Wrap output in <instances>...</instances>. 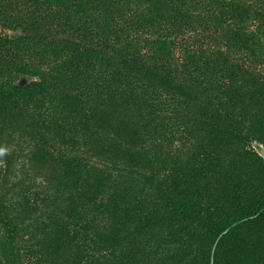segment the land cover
<instances>
[{"label": "trees", "instance_id": "1", "mask_svg": "<svg viewBox=\"0 0 264 264\" xmlns=\"http://www.w3.org/2000/svg\"><path fill=\"white\" fill-rule=\"evenodd\" d=\"M252 142L264 0H0V264H259Z\"/></svg>", "mask_w": 264, "mask_h": 264}, {"label": "rangeland", "instance_id": "2", "mask_svg": "<svg viewBox=\"0 0 264 264\" xmlns=\"http://www.w3.org/2000/svg\"><path fill=\"white\" fill-rule=\"evenodd\" d=\"M9 35L13 36V35H16L18 32L16 31H11V30H5ZM28 77H21V78H16L14 81L16 83H25L26 81H28ZM253 146V148L255 150H257V148L259 146L263 147L264 148V145L263 144H259L257 142H252L251 144ZM259 264H264V257H261L260 260H259Z\"/></svg>", "mask_w": 264, "mask_h": 264}, {"label": "water", "instance_id": "3", "mask_svg": "<svg viewBox=\"0 0 264 264\" xmlns=\"http://www.w3.org/2000/svg\"><path fill=\"white\" fill-rule=\"evenodd\" d=\"M257 150L259 151V154L264 158V148L259 146Z\"/></svg>", "mask_w": 264, "mask_h": 264}]
</instances>
